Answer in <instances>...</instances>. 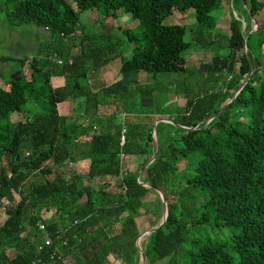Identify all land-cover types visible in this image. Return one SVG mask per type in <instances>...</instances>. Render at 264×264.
I'll return each instance as SVG.
<instances>
[{
	"label": "trees",
	"instance_id": "1",
	"mask_svg": "<svg viewBox=\"0 0 264 264\" xmlns=\"http://www.w3.org/2000/svg\"><path fill=\"white\" fill-rule=\"evenodd\" d=\"M224 1L7 0L40 41L0 55V264H141L138 217L151 194L164 207L154 188L169 213L142 241L147 264H264V2L233 0L240 16L216 38ZM176 12L196 22L167 23ZM121 14L138 26L107 23ZM194 46L217 62L192 64ZM118 58L154 83L94 87L88 74ZM161 93L185 104H144ZM74 102L80 115L62 111ZM155 130L139 176L125 159L144 166Z\"/></svg>",
	"mask_w": 264,
	"mask_h": 264
},
{
	"label": "rangeland",
	"instance_id": "2",
	"mask_svg": "<svg viewBox=\"0 0 264 264\" xmlns=\"http://www.w3.org/2000/svg\"><path fill=\"white\" fill-rule=\"evenodd\" d=\"M264 2V0H260ZM12 6L7 2V0H0V55H6V56H12V57H20L24 55H33L35 53L34 48L36 49L38 46V43L40 39L36 36V28L31 25H21L16 26L13 22L11 17L9 16L10 10ZM245 9V8H244ZM242 9L241 11H244ZM234 14L235 17H239V13L236 10L235 5L233 4V0H225L224 4L222 6V13L221 17L219 19V25L216 30V38H222L224 35L228 33V20L230 18V15ZM97 17V14L95 12H86L83 15L84 19H87L90 23L94 21ZM261 17H264V10L261 13ZM243 20V25L246 26L248 22H245ZM255 20L258 23V20L255 18ZM166 22L169 24L172 23H180L183 25H192L193 22L195 23V17L193 15H190L188 17H183L179 12H176L175 14L171 15L166 19ZM109 25L116 26V25H122L124 28H128V26H132L133 29H135L138 25L136 24V21L128 15V14H121V16L118 19H109L107 21ZM252 27L254 30H256L257 25L255 21H252ZM137 25V26H134ZM189 38H191V34L188 35ZM130 53H127L129 56ZM186 57L188 60L195 65H200L201 63H211L214 60V63L217 62V54L213 53L211 50H207L198 46H194L189 52L186 53ZM261 61L264 65V46H263V53L261 56ZM122 58H118L114 61H112L110 64H107L106 66H101L97 68L96 70L90 72L88 74V78L91 82V84L95 86H101V85H110L112 82L113 86H118V81L130 85H136L137 82L140 83H154V77L152 74L147 73L145 71H134L132 73H125L121 74L119 72L120 66H121ZM15 68L17 66V63L12 62L9 66V68ZM8 69V67H7ZM8 75L9 73H5ZM55 84H62V81L59 82L58 80L54 82ZM110 87V86H109ZM144 104L152 106L156 104H162V105H171L176 103L177 106H183L185 104V98L183 95H175L174 93H161L157 95L152 94H146L144 95ZM83 103L82 102H74L71 104V106H66L65 108H62V111L66 113H74L75 114H81L83 112ZM12 119L14 121H20L24 120V116L22 113H14L12 116ZM167 120V119H166ZM144 161V157L142 156H128L125 159V166L129 169L136 170L141 169L145 166H142V163ZM76 167V166H75ZM83 167V166H81ZM85 181H88V178L85 177ZM114 182L117 185L121 184V178L118 177L114 180ZM93 185V184H92ZM146 207L150 210L147 211V209H144L141 211L140 216L138 217V222L140 224V228L142 230L141 233H144L145 231H148L156 226H158L163 218L164 214V207H160L156 203V196L151 194L148 197ZM52 212L47 213V216H50ZM155 223V224H153ZM148 236H144L141 240L145 241ZM111 264H120L118 261H112Z\"/></svg>",
	"mask_w": 264,
	"mask_h": 264
},
{
	"label": "water",
	"instance_id": "3",
	"mask_svg": "<svg viewBox=\"0 0 264 264\" xmlns=\"http://www.w3.org/2000/svg\"><path fill=\"white\" fill-rule=\"evenodd\" d=\"M253 20L255 21V23L258 25V23H257V21L255 20V18H253ZM257 28H258V26H257ZM257 28H256V30H257ZM253 31H254V29H253ZM17 80H19L20 79V72H17V75H16V77H15ZM247 82V81H246ZM246 84V83H245ZM244 84V85H245ZM243 85V86H244ZM243 86L238 90V92H240L241 91V89L243 88ZM226 109V107H224L221 111H220V113L222 112V111H224ZM219 113V114H220ZM215 117H213L212 119H214ZM211 119V120H212ZM160 121H166V122H172V121H170V120H166V119H158L157 121H156V123L155 124H157L158 122H160ZM155 138H156V141H157V144H158V146H157V151H156V153L151 157V159L145 164V166L141 169V171L139 172V176L141 175V173L143 172V170L149 165V164H151L155 159H156V157L158 156V154H159V150H160V144H159V136L157 135V132H156V130H155ZM144 185H146V186H151L150 184H148V183H144ZM152 187V186H151ZM158 193H159V195H160V197H161V199H162V201H163V205H164V214H163V218H162V221H161V223L158 225V226H156V227H154V228H152V229H150V230H148V231H145L144 233H141L140 235H139V237L137 238V240H136V246H137V248L139 249V251H140V253H141V264H147V259H146V256H145V254H144V251H143V248H142V245H141V239L144 237V236H148V235H150V234H152L155 230H157L162 224H164L165 223V221L167 220V217H168V213H169V209H168V204H167V200H166V197H165V195H164V193L160 190V189H158V188H154Z\"/></svg>",
	"mask_w": 264,
	"mask_h": 264
},
{
	"label": "built area",
	"instance_id": "4",
	"mask_svg": "<svg viewBox=\"0 0 264 264\" xmlns=\"http://www.w3.org/2000/svg\"><path fill=\"white\" fill-rule=\"evenodd\" d=\"M124 140H125V135H123V137H122V141L123 142H124ZM46 243L50 244L51 243V238H47ZM31 264H34V263H31Z\"/></svg>",
	"mask_w": 264,
	"mask_h": 264
}]
</instances>
